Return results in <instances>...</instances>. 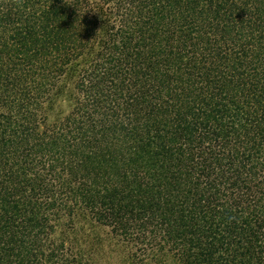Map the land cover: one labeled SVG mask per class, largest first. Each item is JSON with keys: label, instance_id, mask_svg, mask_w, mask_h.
<instances>
[{"label": "trees", "instance_id": "obj_1", "mask_svg": "<svg viewBox=\"0 0 264 264\" xmlns=\"http://www.w3.org/2000/svg\"><path fill=\"white\" fill-rule=\"evenodd\" d=\"M78 207L133 264H264V0H0V264Z\"/></svg>", "mask_w": 264, "mask_h": 264}, {"label": "rangeland", "instance_id": "obj_2", "mask_svg": "<svg viewBox=\"0 0 264 264\" xmlns=\"http://www.w3.org/2000/svg\"><path fill=\"white\" fill-rule=\"evenodd\" d=\"M75 84L76 76L72 71L61 79L47 106L48 126L61 124L74 109L79 95ZM50 240L56 245L64 244L65 251L59 258V264H133V245L115 236L110 228L97 223L81 207L58 218ZM148 256L149 260L158 264H177L168 252H150Z\"/></svg>", "mask_w": 264, "mask_h": 264}]
</instances>
